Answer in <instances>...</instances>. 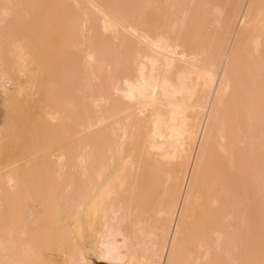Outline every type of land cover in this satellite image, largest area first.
Returning a JSON list of instances; mask_svg holds the SVG:
<instances>
[{
  "label": "bare ground",
  "instance_id": "1",
  "mask_svg": "<svg viewBox=\"0 0 264 264\" xmlns=\"http://www.w3.org/2000/svg\"><path fill=\"white\" fill-rule=\"evenodd\" d=\"M80 1L83 2L82 0ZM88 1L98 10L111 16L110 20L114 21L115 23L118 24L119 27L126 30V32L130 36H128V34H125V32L122 31L123 34H121L120 32L119 37L117 34V37H118V38L116 37L117 40L114 38L116 41L115 45L117 46V50L115 49L116 54H117L118 48L120 50L119 54L116 55L117 61L115 59L116 62H114V64L116 63V65H113L110 62V60H108L109 62L108 63L106 61L108 59L106 56H105L106 58L104 57L105 59L103 58V60H101L102 58L99 59V57L101 56H99V54L96 55L97 53H99L98 51H101V49L99 48L103 47V44H101L102 46H100V43H99V45H96L97 48L91 51V49L95 46V45L93 46L91 45V44H94L93 41L90 44L91 48L89 44L86 43L87 45L85 46H89V47H86V49L90 48L89 49L90 51L88 52L89 54L87 53L88 55L86 53L84 55V56H87L86 57L87 63L85 65L87 66L89 65V63L92 62L93 65L94 63H96L95 67H97L96 65L101 63V66H98V67L100 68L102 67L101 69L100 68L99 69L103 71H105V69L107 68L109 71V69H111V67L113 66L117 67L119 70L118 69L117 70L115 69V70L119 71L121 74H119L120 78H118L117 80L118 83H116L115 87L114 85L111 87V88L114 87L115 91L113 92L119 93L123 100L129 102V104L134 105V107H137V108L138 106L141 108L150 107L153 111L152 125L150 129L146 132L145 141L143 143V146L140 152L141 155H140L139 161L137 160L138 162L137 166H135L133 165V159H134L132 157L133 154L129 150H132L131 143L133 141L131 142V140L135 139L134 136L137 137V135L136 134L134 135L133 132L138 129L137 127L139 126H137V124L140 125L141 122H137V119L133 117L132 115L129 116V114L133 113V112L132 113L130 112L132 111L133 108L127 109V110H119L118 109L119 105L118 107H115L117 106V103L114 104L115 99L114 101H112V98L108 96L109 94L106 95L105 94L106 92H103L104 90L101 91V96L99 97L100 100L97 102L103 103L105 105L104 107H106V109L108 107L109 109L108 111L110 112L108 113L104 109V111L107 112V113H104V111L101 110V113L103 112L104 114H106L105 117L103 116L104 115L103 113H102L103 114L102 117H100L101 114L99 112L100 118L98 117L99 119L96 118L97 120L96 119L94 121L92 120L93 124L89 126L90 124L89 123L88 124L89 128L88 127L84 128V129H88L87 131L82 130L84 133L83 136L87 134L86 135L87 137H85V139L90 138L89 136H91V140H90V143L88 141L89 145L85 146V147L88 146V148L86 149L87 152L84 151L85 158L83 157L84 159H81V160H84L82 167L80 166L81 169L77 170L76 168V170L74 169L72 171L73 169L71 167L72 165H70L72 169L69 166H67L69 161L67 160L68 159L66 155L67 153H64L66 152L64 150H62L63 153L59 150L61 154H59V159H57L58 162L54 163L58 165L57 167L58 171L56 170V172H58L57 176L59 175L58 177L63 176L61 175L62 173H64V175L67 174L65 173L66 169H68L67 167H69V169H71V172H73L72 174L71 173L67 174L69 175V178H70V180L69 178L66 179V181L67 180L70 181V182L68 181L69 186L67 187L64 186L63 188V192L64 190L69 188V190L71 191V192L69 191V194L71 196L74 195L73 197L70 198L71 199L70 202L71 203L73 202V205L75 207L72 206L70 202H68L70 204L69 206L71 208L73 207L72 210L69 207L70 208L69 213L71 214L66 215L64 214V212L66 213V211H64L63 215L65 216L63 218L61 217L58 219L57 217L56 219V216L54 218V216L52 215L53 213L51 214V211L54 210L56 213L58 210L57 209L58 207L57 208L54 207V209L53 207H51L52 206L51 203L54 204L55 202L54 198L53 200L51 199L52 202L49 203L51 206L48 207V204H47V207L45 206L46 200L47 202H50L51 200L48 201L50 198L54 196L55 197L61 196L59 193L57 194L59 196H56V195L50 196L52 194H47V196L44 195L45 196L44 200L42 198L43 195H40L41 198H39L40 196L39 197L36 196L37 198L34 196L35 197L34 198L33 195L35 194L33 193V195H31L32 193H30L29 191L30 188L28 189L29 192L27 194L31 195V199H30V195L29 196L26 195L24 191L22 193V194H25L26 197L28 196L29 199L32 201L31 203H33L36 206V207H33V209L35 208L38 209V207L40 209V207H42V209L44 208V212H46L45 214L49 215L48 212H50V214L53 216L52 218H54V220H52L54 223L51 222L50 220L51 217L48 218L49 220L46 219L47 222L50 221L52 225L50 222L48 223V225L47 223L45 224V228L47 229L49 225H51L50 226L51 228L49 227L50 231H48V232H51L50 233L51 235L49 239L46 240L48 241L47 242L48 249L49 250L54 249L55 247L54 235L55 233H58L61 231L62 232V242H63L62 246L64 247L66 251L65 262H63L64 264H88L85 258V254H84V251H85L84 244L86 240H89L88 243L90 242L92 244V248L93 246L95 247V252L98 255V258L100 259V261L103 263H108V264L109 263L110 264H215L216 260L221 257L222 258L224 257L223 260L226 258L229 259L228 256L230 257L233 256V254L235 253V250L238 249V246L231 245L233 246V248L231 249L229 248L230 246H228L229 245L228 243L229 233H227V230L228 228L230 229V227L228 226L229 224H227L228 223L227 221L229 220L227 219L228 216L226 214H227V208L229 207L226 206L227 207L226 208L225 205H223L224 203L222 202V199H221L223 197H221L222 195L219 192L221 190L222 191L224 190L223 192L224 194L225 192L229 193V191L231 190V189L229 190V187L232 188L234 187V185L232 186L231 184L232 182L229 183L226 180L228 179V176L226 178L223 175L225 174L226 176V174L227 175L230 174L231 177L234 176L233 180L237 179L239 183H237V181L236 182L234 181V182L237 183L238 187H240V190L239 188L238 189L235 188V191L237 189V191L239 190V192H234V188L232 190L235 194H238V195L240 194L241 199H242V196L243 197L246 196L244 197L245 201L247 200L246 199L247 197L251 198L252 196L251 187L253 186L255 187L258 183L260 184L262 180L264 182V178H263L264 176H262L261 172H260L261 178L263 179L261 180L259 176V170L261 169L259 167V164L261 163L262 158L264 160V124L262 121V118L264 117V114H263L264 113V107H263L264 106V0H201V2H196L194 0V4L192 2L193 7L191 5L190 7L192 8L189 7L190 10H188L189 9L188 8L186 13L183 14L184 16L182 18L180 17L178 18L177 16L179 15L173 16L174 14L172 13L173 14L172 18L176 17L177 19L174 18L172 22L171 21L169 22L171 24L170 30L173 32L176 30L179 31V32L176 31L178 34L175 35V38H173L172 36L170 37L168 32H163V31L159 33L156 32L159 22H157V26L155 27L156 22L154 23L155 24L154 25L153 24L154 20L151 21L152 20L151 17L154 16L153 14H155V11L152 9L154 8L153 4H155L154 3L155 0H139L140 4L142 3L141 4L142 8L140 7L142 9V12L140 11V14L142 13V17H143L141 18L142 23L141 22L140 23L142 24L141 26H143L144 22L142 21V19H144L145 21L144 28L147 25V29H145L144 31H143V28L141 31L140 29L141 26L139 25H134L132 27L133 24L128 23L129 25L128 24L126 25V23H124L121 20L122 18L121 16H119V13L117 12L116 9H118L122 5V3L120 4L117 1L116 3L120 4V6L116 5L118 8L114 6V8H112L114 10L113 11V10H110L111 8L110 4H112L111 3L112 1L114 2L116 0H112L109 5L107 4L108 2L106 3L107 5L105 3L102 4L101 2L103 0L102 1L101 0H97V1L88 0ZM98 1L99 2L101 1V2L99 3ZM166 1H167L168 8L173 10V7L175 6L174 5L175 0H165V2ZM66 2L68 3V1H65V3ZM34 3L35 5L37 3L40 5V1H35ZM38 4L36 5V7L35 6L33 7L34 4L32 5V3L30 4V6L32 5L31 7L29 6V4H26L27 5L26 8L28 10L34 9L38 7ZM79 4L82 5V7L80 6L79 8H83L84 3L83 4L79 3ZM19 5L20 7L22 6L21 4ZM113 5L114 4H112L111 6ZM41 6L42 5H40L39 7ZM105 6H109L110 8L108 9V7L106 8ZM167 6H164V7H167ZM86 7H87V4H86ZM76 8L77 6L75 7V10L78 9ZM85 10H87V8H85ZM119 10L120 8L118 9V11ZM88 11L89 10L86 11L87 14H88ZM169 11L170 10H168L167 14L170 13ZM113 12L115 13L113 14ZM125 12H126L125 14L128 15L127 13H129V11L128 12L125 11ZM136 12H134V14ZM151 12H154V13L151 14ZM84 13L85 11L83 12V14ZM90 13L91 11H89V14ZM159 13L160 12L158 11V14ZM89 14L87 15L88 17L90 16ZM120 14H121V10H120ZM165 14L166 12L163 14L165 18H169L167 17L168 15H165ZM178 14H179V11H178ZM78 15L80 14L78 13ZM81 16H76L77 21L79 20V17ZM169 16H171V14ZM91 17L88 18L89 19L88 27H87V23H86V26L83 25L85 29L87 27V30L83 28L84 32L86 31L89 32L88 28L95 26L92 24L91 26L90 23L94 22L95 20L97 23V19H94L95 17L93 16L94 20L91 21L92 19ZM139 17H141V15ZM81 18L83 19V17ZM81 18L79 21H82ZM198 18H200L201 20L199 19L200 20L199 21ZM33 20L34 18L32 19V21ZM158 20L160 19L158 18ZM195 20H197L199 23L197 22L198 23L197 24L196 22H194ZM5 21L6 20L4 19L0 21L1 28L3 25L7 26V23ZM125 21H126V18H125ZM161 21H164V20L161 19ZM1 22H4L5 24H2ZM28 22H30V20ZM46 22L48 23L49 21H46ZM150 22H152L153 25H151ZM32 23L33 22H31V24L30 23L27 24L28 27L29 25L31 26ZM78 24L77 25L80 28V24L82 26L83 21ZM160 25L162 24H159V26ZM6 26H3V28L4 27L5 28L4 29L2 28L3 29L2 31L6 32L7 29H9ZM49 27L51 28L52 25L51 26L49 25L48 28ZM55 27L59 30V28L56 26V23L54 24V28L52 27L51 30H53L54 32H57V29L54 30ZM32 29H33V26L31 30ZM44 29L45 27L43 28V30ZM162 29H163V25H162ZM12 30H13V34L15 35L13 28ZM12 30H11V33H12ZM31 30L29 27V35L28 33H26L27 37L30 36V33L31 35L33 34L34 29L32 31ZM43 30L41 29V32H43ZM159 30L160 28L157 31ZM8 31L7 33L9 34L10 31L9 32ZM15 32H16V35L21 34L16 30ZM1 33L2 32H0V37L2 38L4 34L1 35ZM47 33L45 34L42 33V34L47 36ZM13 34H12V38L13 37L15 38L16 36H14ZM26 34L25 32H23V34L21 35L25 37ZM120 34L122 36H120ZM124 34L128 37H125ZM17 37L18 38L17 39L15 38L16 40H14L15 42L13 41V39H10L13 41L15 46L18 48L16 49L14 46V51H15L14 52L13 49H11L10 46H8L10 48L8 49L9 52L10 50L12 52L11 55H9L10 53L7 52L8 50H6V47H4L6 50L5 52L9 54L5 53L0 48L1 50V53H0V86H5L6 81L8 79L10 82L13 83V86H14L13 91L2 93L5 111L3 113V118H2L3 123L0 125V147L5 142L4 140L7 139V136L9 135L10 130H11V124L9 120L11 113L14 115H20V114L21 116L25 115V117H23L25 119L29 118L27 117L26 113L30 115H34L32 116L34 117V119L38 117L37 116L38 114L41 117L42 115H40V113H43L44 116L46 115L44 118H47V115L48 114L50 115V113H52L51 111L48 110L49 108L47 109L48 105H46L47 107H45L37 103V99L38 100L40 99L39 95L42 96L43 94L39 92L38 93H35V92L36 90L39 91V89H41L42 87H44V89H47L45 91H48V89L52 87L50 89L52 91V89L54 88L53 86L56 85V83L54 84L53 82L55 80L52 81V79L54 78L53 76H55L54 75L55 72H51L52 70L53 71L56 70L55 68L51 69L52 65L54 64L51 63V67H49V64H50L49 62H52L53 60H55L53 59L54 58L53 53L55 49L54 41H52L51 43L53 44V48H54L53 51L51 49V52H53L51 53V55L53 56L51 55L49 56L50 48L48 47L52 46L50 45L49 40H48V43L50 46L46 47L47 51H42L39 49V46L38 48L36 47L37 45L34 46L35 43L32 44V42L31 43L29 42L30 40L34 41L32 39L34 37L32 38L29 37L28 41H24L26 37L23 40L21 38L22 36L19 37L17 35ZM19 38L21 39L19 40ZM51 38L53 37L51 36ZM183 38L184 40L185 38H187V43H182L184 42ZM4 39L5 38L1 39V41H3ZM3 42H6V41H3ZM23 42L24 44L22 46V44L20 43H23ZM45 42L46 40L44 41V43ZM0 44H4V43H0ZM16 44L17 45L20 44V45L17 46ZM45 45H47V43ZM35 47L37 49H35ZM104 48L105 47H103V49ZM86 49L84 48V51H88ZM33 50H36V51H33ZM84 51H80L79 49L78 53L84 52ZM31 52L32 53L37 52V54L35 53L36 57H34L33 56L34 54H31ZM102 52L100 55H102ZM8 55L10 58L8 57ZM50 58L51 60L52 59L53 60L52 61L49 60ZM83 60L85 61V59ZM104 64L106 65L103 66ZM93 65L90 68H94ZM106 66L108 67L105 68ZM103 67L105 69H103ZM115 67H113V69ZM41 74H44V75L47 74V77H51V78L49 80H41L40 79ZM112 84H114V82H112ZM104 86H103V89H104ZM100 87H98V90L100 89ZM51 91L50 93H52ZM102 92L105 95L104 94L102 95ZM109 92L111 91L109 90ZM47 95L46 97L50 96L51 94H49L48 96ZM114 95L116 94L114 93ZM107 96L109 97V99ZM106 104L108 106H106ZM122 118L126 119V120L124 119L126 122L125 124ZM120 119L122 120L123 123L121 122ZM32 122H33V119H32ZM36 122L37 121L35 120V123ZM112 122H116V123L118 122V123L114 124L115 126L114 128L111 127L113 129V130L111 129L112 130L111 134H109V132L107 133V131L105 133H102V131L101 132L99 131V133L98 132L95 133L96 130H101L103 129V127L105 128L106 125H109V123H112ZM121 123L124 124L125 128H128L129 130L131 129L132 134H130L131 132L128 129H127V133L124 132ZM35 125H34V128H35ZM30 126L32 127V125ZM107 127L108 126H106V128ZM103 130L105 131V129ZM88 131H91V132H88ZM128 131L130 132L129 134L131 135V137H133L132 139L129 137L130 138V149L128 148L129 144L126 146L125 144L122 145V143H124L122 142L124 138L121 140L122 138L121 136H123V133L128 134ZM88 133H89V136H88ZM215 134H217L220 137V139H218L217 142L215 141V138L218 136H216ZM254 134H256L259 138L256 135L255 136L257 139L254 138ZM25 137H26V134H25ZM65 137H63L64 139L60 138L61 139L60 142L65 140ZM114 139L115 141L117 140L118 141L115 142ZM111 140L114 141V144H115L114 147H112L114 144H112L111 146V143H112ZM257 140H259L258 143H255L257 142ZM109 141H111V143ZM219 141L221 143L218 144ZM119 142H122V143L120 144ZM255 144L256 145L259 144V145L256 146ZM28 145L31 146L28 148H31L34 150V148H32L33 145H30V144ZM213 145H215L216 147L214 146L215 147L214 148ZM35 147H36L34 150L35 152L30 149H28L29 151H25L24 149L25 153L30 152V151L31 153L33 152V154L29 153L30 155L26 154L27 156H30V157H27L24 160H22L24 162L22 161H21L22 163L15 162L16 160L14 161L12 160L13 161L12 163L9 161L1 165L0 172L4 173L3 171H7V173L5 172V174H2V176H0V182H1L0 192L2 191V194L0 193L1 195L0 201L3 203L6 201L4 204L1 203L0 207L3 206L4 208H6L5 204L8 202V199L6 200V198L7 197L9 198V193H10V198H12V195H15V192L16 194L18 193V195H20V193L22 192L21 190L20 191L18 190V191H15L14 194H12L14 189L17 190L18 187L21 188L20 187L21 185L19 186V183H21L23 179L25 181V178L28 176V173L31 167L34 164V162L33 164L32 162L31 163H28V162H30V160H32L33 157H35L36 155L39 154L40 151H42L40 150L41 146L39 147V145H37ZM110 147H112V149ZM125 147H127L128 151ZM218 147L222 149V150L218 149V151L220 152L216 150L217 153L219 154L222 151V153L220 154L221 157L223 158L221 159L224 161L222 162V164H224V166L227 165L225 168L230 169V171H228L227 169V171H225L226 173L224 174L220 173L221 176L219 175V179L215 176L216 179L213 178L210 181L209 179H211L214 175L212 176V174L210 173L211 170L209 167H207L209 166L208 164L210 163H207V161L212 162L211 158L213 157V160H214L215 157H217L216 151H213V148L217 149ZM22 150L23 148L21 149L19 156L22 155L21 154ZM246 151H248L247 154H246ZM134 152L135 150L133 151V153ZM149 153H154L155 156L157 157L156 159L160 160V161L156 160L157 163H153L155 164L154 166L152 165L154 168V171L159 170V172L157 171L158 174H160V171H161L164 175V178L166 177V179H163L166 181V183H164L165 192L163 193V196H161V200L158 199L159 200L158 202L160 203L159 205L156 206L158 207L155 210L156 214H147V213L154 211L153 209H155L154 207L155 198L154 197L156 196L152 197V195L150 194L153 199L150 198V195L148 194V191L150 190V188H148L149 190H147V188L146 190H143L141 188L138 191L133 190L135 193L134 192L132 193V189H133L132 188L130 190L131 194L128 195V197L124 195L125 193L124 189H126L127 193H129L127 190L128 188L127 186L129 185L131 181L129 179L130 175L132 173L134 174V171L140 173L142 170H145L144 166H146L145 165L146 162L142 163L144 161H141V159L146 160V154H149ZM72 157L70 158L72 159ZM19 158L20 157H18L17 159ZM229 161H231V163ZM74 162L72 161L71 163H74ZM228 163L231 165H228ZM205 165H206V168H209L210 171L205 170ZM217 166L215 167L217 168ZM77 167L79 168V164ZM134 168L137 170H135ZM220 169L223 170V168H220ZM231 170H233L235 173L234 172L231 173ZM262 170L263 169H261V171ZM208 172L211 175H209ZM217 172L218 171L215 172L216 173L215 175H217ZM221 172L223 173V171ZM138 173H135L138 175V177H136L135 175L134 178H136L137 181L140 179L139 181L141 182L142 179H145L143 178L145 176L143 177L139 176ZM212 173H214V171ZM154 174L156 173H153L151 175L152 176L151 178L156 177V176L153 177ZM232 174H236L237 176L232 175ZM140 175L142 174L140 173ZM263 175H264V171H263ZM62 178L65 179L64 177ZM220 179L221 180L224 179L226 183L223 180L222 183L217 184L218 183L217 181H219ZM64 181L65 180H63V182ZM151 181L152 180H150V182ZM205 182L210 183V185L212 182V187H211L212 192L210 191L211 196L209 195L210 197L208 198L209 201L207 205V209H208L207 211L209 214L206 212V213H202V215L200 216L198 215V217L201 218L204 214L205 218L203 216V219L205 221L202 222L197 219L198 218L197 214H195L197 212L196 211L197 205L195 204H197L198 202L197 201L195 203V200H197V197L201 194L198 192L200 188L201 189H204V187L208 188L206 186L209 184ZM253 183H255L256 185H253ZM23 184H22V187H24ZM203 184L205 186H203ZM249 185L251 187L248 188ZM201 186H203V188ZM5 187L9 188V190L7 188L9 193L7 190H4ZM245 187H247L248 190L251 188L249 190L250 192L247 190V192H249L250 194H246L247 192H244ZM241 188L243 190H241ZM21 189L23 190V188ZM141 190L145 192L143 193L141 192ZM66 191H68V189ZM66 191L63 193V194L66 193L65 196L68 195V192ZM259 192H261L260 194L264 197V194H263L264 189L263 190L259 189ZM256 194H259V193H256ZM205 195L207 194L205 193ZM261 195L260 196L258 195V196L261 197ZM48 196L50 198H48ZM46 197L48 199H45ZM62 197H59L58 199ZM201 197L202 196L200 195L198 199H200ZM64 199L62 198V200ZM202 201H201L200 206L203 205ZM262 201L264 202V199H262ZM66 202H67V199H65L64 205L68 204ZM239 203H241V200H239ZM204 205H206L205 202H204ZM57 206H59V204ZM209 206H212V207L214 206V207L209 208ZM197 208L199 209V207ZM203 208H200V209H203ZM211 209H214V210L211 212ZM236 209L237 208H235V210ZM237 210H239V208ZM259 210H257V212H259ZM212 213L217 214V215L213 214V216L219 215L221 217V220L219 219L221 222L218 221V223L220 222L221 224L219 223L220 224L219 226V224L217 225L214 223L215 225H217V229L215 228L216 226L214 227V224H213L212 225L213 230L209 231L212 228L211 227L209 230L207 229L208 230L207 231L205 228L208 225L212 224L213 221H215L213 220L214 219L213 217H212L213 221L211 220ZM14 214L16 213L14 212ZM14 214L12 215L14 216ZM249 214L250 213H248V215ZM256 214L258 213H255V215ZM35 215L32 216V219L35 217ZM48 215L47 216L45 215V216L48 217ZM57 215H58V212H57ZM148 215L155 216V217L151 216L154 218V220L153 218L151 219V221L153 220L152 224H149V222L151 223L149 219L151 217H149ZM41 216H39L38 217L39 219L37 220H40ZM29 217H30L29 219H31V215ZM10 218H11V215H10ZM31 220H29L28 223ZM197 220L202 225L198 223L199 227H197V224H196L195 229H193L192 226L195 224V221ZM32 221L34 222L35 220H32ZM44 223H45V220L42 225H44ZM255 223H257V221ZM27 224H22L24 226L25 231L22 230L23 227L21 226H20L21 229L18 227L17 228L22 230V232H19L18 230L15 231L16 229L15 226L13 227L14 229L10 226L11 227L10 228L11 230H10V229H7L8 227L6 225L5 227H7L6 228L7 230H5L4 228L5 230V231L3 230L4 235L2 234V232L0 233L1 235H3V236H0V264H27L30 260L28 257H26L27 259H25L24 257L25 255L30 256V259L32 260H38V259L40 260L41 253L39 250H42L40 246H42L45 241L40 240L42 242V243L39 242L41 244L38 243V245L40 246H37L36 244H33V245H36L35 247L31 245L30 246L31 248H30L28 246L30 248L29 250H28L27 244L30 245L31 243H33V240L35 241L34 238H36L37 236L38 237L42 236L43 238L45 237L46 239V237L48 236L46 232L47 229H45L44 226L42 227L45 230H42L44 233L42 231H39V232H42L40 233L41 236L40 234L38 235L39 232L36 233L37 232L36 231L34 233L32 230L31 231L33 232L32 233L33 239H32V234L29 231L30 229L26 231L27 229L26 227L28 226V228H31L32 224L30 223L28 225ZM39 224H35V225H37L38 227H41L42 225L39 226ZM58 224H61V225L59 226ZM256 225H259V224H256ZM42 228H39V229H42ZM240 228L241 227H239V229ZM242 228L244 229L246 227L244 226ZM255 230H256V227H255ZM258 230L260 229H257L256 231ZM194 231H197L198 234L196 235L195 234L196 232L194 233ZM243 231L244 232L239 230V233L240 232L244 234L247 233L248 235V232L246 231V229H244ZM19 233L20 235L21 233L23 234L28 233V235L30 234L29 239L26 240L27 241L26 243L24 242L23 244V243L17 242L19 241V239H21V238H18V236H20ZM261 233L260 234L258 233L259 236L261 235ZM26 234L24 235L27 236ZM42 234H45L46 236L45 235L43 236ZM238 238H240V236ZM29 240H32V242H29ZM232 243L233 242H231V244ZM258 245H260V243ZM258 245L256 241V245H253L255 248L248 249V250H252L250 252V255L252 254L253 256L254 254L256 255L253 261L256 259H258L259 261H262L260 260L261 256H259L260 254L258 252L261 249H259ZM21 248H22V251H21ZM36 248L37 249L40 248L38 250L40 254H38V251ZM244 248L245 250L249 248L247 247V243L245 246L242 245V249ZM24 249H25V252L26 250H28L27 251L28 253L26 252L25 255H21V253H25L23 252ZM34 250L37 252L40 258L38 257H37L38 259L35 258L36 252ZM260 253H263V251L262 252L260 251ZM232 259L230 258L229 260H232ZM234 259H236L235 262H239L237 257L236 258L234 257ZM26 260L28 262H25ZM39 260L37 262L39 264L44 262L42 261L40 263ZM31 261L29 263L32 264L35 262L34 264H37L36 261H33V262Z\"/></svg>",
  "mask_w": 264,
  "mask_h": 264
},
{
  "label": "rangeland",
  "instance_id": "2",
  "mask_svg": "<svg viewBox=\"0 0 264 264\" xmlns=\"http://www.w3.org/2000/svg\"><path fill=\"white\" fill-rule=\"evenodd\" d=\"M35 1H40V5H42L41 7H39L40 5L38 4V7L37 8H34V9H27L26 8V4H29V6H30V4L32 3V5H33V7L35 6L36 7V5H35ZM65 1H68V3L66 2L65 3ZM69 1H70V3H69ZM76 1H77V3H76ZM76 1H74V0H0V21L1 20H6L5 22L7 23V26L6 25H3V26H6V27H8L9 29H11L12 30V28L14 29V33H15V35L13 34V30H12V33H11V30H9V29H7V31L9 30L10 31V33L8 34L7 33V31L6 32H4V31H2L4 28H3V26H2V28H1V24H0V32H2L1 33V35L2 34H4L3 35V37L1 38L0 37V43H4V44H6V45H4V44H0V48H1V50L2 51H6V50H8V49H13V51H14V46H15V44L13 43V41L14 40H16L18 37H17V35L19 36V37H21L22 38V40L26 37V39H24V41H28V39H29V37L30 38H32V37H34V38H32L34 41H32V40H30L29 42L31 43L32 42V44L33 43H35L34 44V46L35 45H37L36 47L38 48V46H39V49L40 50H42V51H47V48L46 47H48V46H50V45H52L51 47H48V48H50V53H49V56L51 55V53H53V52H51V49H52V51H53V49H54V53H53V55H51V56H53L54 58L53 59H55V60H51V58L49 59V60H51L52 62H49L50 64H49V67H51V63H53L54 65H52V67H51V69H53V68H55L56 70L55 71H51V72H55L54 73V75L55 76H53L54 78L52 79V81L53 80H55V81H53L54 82V84L56 83V85H54L53 87V89H52V91L50 90V89H48V91H45V90H47V89H44V87H42L41 89H39V91H37L36 90V92L35 93H42L43 95L41 96V95H39V100L37 99V103L39 104V105H42V106H45V107H47L46 105H48V107H47V109L49 110V111H51L52 113H50V115H49V117H48V115H47V118H44L45 116L43 115V113H40V115H42L41 117L39 116V114L36 116L37 118H35L34 119V117H32V116H34V115H30V114H27L26 113V115H27V117H29V118H27V119H25V118H23V117H25V115L24 116H21V114L20 115H14V114H10V118H9V120H10V124H11V130H10V133H9V135L7 136V139H5L4 141V143H3V145L0 147V167H1V165H3V164H5V163H7V162H13L14 160H16L15 162H21L22 160H24L25 158H27V157H30V156H27L26 154H33V152L31 153V151L30 152H27V153H25V151H29L28 149H30V150H33V149H31V148H28V147H31V146H29L28 144H30V145H33L32 146V148H34V150H35V146H37V145H39V147L41 146V149L40 150H42V151H40L39 152V154L38 155H36L35 157H33L32 158V160H30V162H28V163H31L32 162V164H33V162H34V164L32 165V167H31V169H30V171H29V173H28V176L25 178V181H24V179H23V181H21V183H19V186L21 187V188H23V190L21 189V188H17V190H15L14 189V191L12 192V194H14V192L15 191H22L21 193H20V195H18V193L16 194V192H15V195H12V198H10V193H9V188L8 187H5V189L4 190H7V188H8V193H9V198L7 197L6 198V200L8 199V202L6 203L7 204V206H6V204H5V207L6 208H4L3 206H1V207H3V208H1L0 209V233L2 232V234H3V232L5 231V230H7V229H10L11 227L13 228L14 226H15V231H19V232H22V230H24V226L22 225V224H27L28 223V221L29 220H31L32 219V216L33 215H35V219L33 218L32 220H35L34 222L31 220L29 223L30 224H32L31 225V228H28V226L26 227L27 229H26V231H28V229H30L29 231L31 232L32 230H33V232L35 233L36 231V233H38L39 231H42V230H45V229H47V228H45V224L47 223V225H48V223L50 222V221H48L47 222V220H49L48 218L49 217H51V222H53L52 220H54V218H55V216H56V219H57V217H58V219L59 218H63L65 215H63V212L64 211H66V213L64 212V214H71V213H69V211H70V204H72V206H74L73 205V202L71 203L70 202V198L71 197H73V196H71L70 194H69V188H67L68 189V191H66V190H64V192L66 191V192H68V195H66L65 196V194H63L64 192H63V188H64V186L65 187H67V186H69V183H68V181L70 180V178H69V175H67V174H72L73 172H71V169H72V171L75 169L76 170V168H77V170H79V169H81L80 168V166L82 167V164H83V162H84V160H81V159H84L85 157V155H84V151H86L87 152V148H88V146L87 147H85L86 145H89V143H90V140H91V136H89V133H88V136L90 137V138H86L85 139V137H87L86 135H84L83 136V131L82 130H88V129H84V128H89V126H91V124H93L92 123V120L94 121L96 118L97 119H99L100 117H102V115L104 114V113H109L110 111H108L109 109H108V107H107V109H106V107H104L105 105L103 104V103H100V102H97V101H99L100 99H99V97L101 96V91H103V92H106L105 94L106 95H108L110 98H112V101H114V99H115V103L114 104H116L117 103V106H115V107H118V105H119V110H127V109H131V108H133L132 109V111H130L132 114H129V116H133V117H135L136 119H137V122H141L140 123V125H138L137 124V126H139V127H137L136 129V131H134L133 132V134L135 135H137V137H135L134 136V140L132 139L133 137H131V135L130 134H132V132H131V129L129 130L128 128H125L124 127V124L126 123L125 122V118L127 117L126 115V117L125 118H122V120H123V122H124V124H122L123 122H122V120H121V124H122V127H123V131L124 132H126L127 133V129L131 132H129L128 131V134H126V133H123V136H121L122 138H121V140L124 138V140L122 141V142H124V143H122V142H119L120 144L122 143V145L123 144H125V146L126 145H128L127 147L130 149V138L132 139L131 140V148H132V150L134 151L135 150V152L133 153V151L132 150H129L130 152H132V157L134 158H132L133 159V165H135V166H137V160L139 161V158H140V155H141V148H142V146H143V143H144V141H145V136H146V132L150 129V127H151V125H152V116H153V111H152V109L150 108V107H146V108H141V107H139L138 106V108L137 107H134V105H132V104H129V102H127V101H125V100H123L122 98H121V96H120V94L119 93H116V92H113V91H115L114 90V87H115V85H116V83H118L117 82V80H118V78H120V76H119V74H121L119 71H116L118 68L117 67H115V66H113V65H116V63L114 64V62H116L117 61V56L116 55H118L119 54V52H120V50H119V48H118V51H117V54H116V51H115V49L117 50V46L115 45L116 44V41H115V39L117 40V38L119 37V33L121 32V34H123L122 33V31L123 32H125V34H128L127 32H126V30H124L123 28H121V27H119L118 26V24L117 23H115L114 21H112V20H110L111 19V16H109L108 14H106V13H104V12H102V11H100V10H98L97 8H95L88 0H82L83 2H81L80 0H76ZM78 1H79V3H81V4H83V8H79L80 6L82 7V5H80L79 3H78ZM87 1V2H86ZM97 1V0H96ZM102 1V0H101ZM100 1V2H101ZM106 1V2H105ZM103 0L101 3L103 4V3H107L108 5L110 4V2L112 1V0ZM118 1V3H122V5L120 6V4H118V3H116ZM121 0H116V1H112L111 3L112 4H114L113 6H111L112 4H110V7L109 6H105L106 8L108 7V9L110 8V10H113L112 8H114V6H116V5H119L120 7V10H121V14H120V10L118 11V9H116L117 10V12L119 13V16H121V20L124 22V23H126V25L129 23V24H133L132 25V27L134 26V25H139V26H141L142 24V22H141V18H143L142 17V13L140 14V11L142 12V3L140 4V1L139 0H122L121 2H120ZM124 1V2H123ZM164 1V2H163ZM177 1V2H176ZM196 2H201V0H195ZM99 2V1H98ZM99 2V3H100ZM157 2V3H156ZM175 3H174V7H175V9H174V7H173V10L172 9H169L168 8V6H167V1L165 2V0H160V1H156L155 0V4H153L154 5V8H152L154 11H155V14H153L154 16H152L151 17V21H153V24L155 25V27L157 26V22H159V24H162L163 25V29H162V25H160L159 26V24H158V27H157V29H156V32H168L169 33V35H170V37L172 36L173 38H175V35H177L178 33L176 32V31H178V30H176V31H171L170 30V21L172 22L173 20H174V18H176V17H173L172 18V15L173 16H175V15H179V16H177L178 18L180 17V18H182L184 15L183 14H185L186 13V11H187V9L192 5V2H193V4H194V0H175L174 1ZM75 5H74V4ZM126 3V4H125ZM164 3H166V4H164ZM19 4H21L22 6L20 7V5ZM68 4V5H67ZM72 4V5H71ZM86 4H87V7H86ZM104 4V5H105ZM106 4V5H107ZM163 4H164V6H167V7H164L163 6ZM31 5V6H32ZM90 7H89V6ZM103 5V6H104ZM131 5V6H130ZM140 5V6H139ZM153 5H152V7H153ZM177 5V6H176ZM19 6V7H18ZM30 6V7H31ZM77 6V8L79 9H77V10H75V7ZM125 6H126V8H125ZM156 6V7H155ZM163 6V7H162ZM179 6V7H178ZM29 7V8H30ZM92 7V8H91ZM124 7V8H123ZM129 7V8H128ZM141 7V8H140ZM192 7H193V5H192ZM192 7H190V8H192ZM85 8H87V10H89V11H91V13L89 14V11H88V14L90 15L89 17L87 16L88 14H87V10H85ZM90 8V9H89ZM130 9V10H128V9ZM190 8L188 9V10H190ZM83 9V10H82ZM98 11H100V12H98ZM170 10L169 12V14H167L168 13V10ZM177 9V10H176ZM139 10V11H138ZM164 10V11H163ZM176 10V11H175ZM85 11V16H84V14H83V12ZM114 11V10H113ZM125 11H129V13H127L128 15H126L125 13ZM130 11H131V13H130ZM133 11V12H132ZM137 11V12H136ZM158 11L160 12L159 14H158ZM175 11V12H174ZM178 11H179V14H178ZM82 14H81V13ZM110 12V11H109ZM112 12V11H111ZM116 12V13H117ZM124 12V13H123ZM134 12H136L135 14H134ZM166 12V14L165 15H168L167 17H169V18H165V16L163 15L164 13ZM78 13L80 14V15H78ZM115 12H113V14H114ZM152 13H154V12H151V14ZM163 13V14H162ZM173 13V14H172ZM176 13V14H175ZM77 14V15H76ZM104 14H106V15H104ZM124 14H125V16H124ZM131 14V15H130ZM171 14V16H169ZM82 15V16H81ZM141 15V17H139V16ZM76 16H81V17H83V19L81 18V17H79V20H80V18L82 19V21H83V24H82V26H81V24H80V28H79V24L78 23H80V22H82V21H77V17ZM92 16V17H91ZM95 18H94V17ZM109 18H108V17ZM136 16V17H135ZM138 16V17H137ZM161 16H162V18H161ZM87 18V19H85V18ZM92 18L91 19V21L92 20H94V19H97V23H96V20L94 21V22H92V23H90V25L92 24V25H95V26H92V27H89L88 29H89V32H84V29H85V27L84 26H86V23H87V27H88V23H89V19L88 18ZM34 18V20L32 21V19ZM94 18V19H93ZM125 18H126V21H125ZM128 18V19H127ZM139 18H140V20H139ZM145 18V17H144ZM155 18H157V19H155ZM158 18L160 19V20H158ZM170 18H171V20H170ZM161 19L162 20H164V21H161ZM177 19V18H176ZM200 18H198V20H199ZM30 20V22H28ZM86 20V21H85ZM169 20V21H168ZM180 20V19H179ZM201 20V19H200ZM199 20V21H200ZM46 21H49L48 23L46 22ZM76 21H77V23H76ZM90 21V22H91ZM142 21L145 23V21H144V19H142ZM28 22V23H27ZM31 22H33L34 24L35 23H37V24H33L32 23V25L30 26L29 25V27H30V30H31V28H32V26H33V29H34V32H33V34L31 35V33H30V36L29 37H27V34L26 33H28V35H29V27H28V25L27 24H31ZM136 24H135V23ZM141 22V23H140ZM194 22H198L197 20H195ZM2 24H5L4 22H1ZM56 23V26L59 28V30L55 27V29L54 30H56L57 29V32H54L53 30H51V28L53 27L54 28V24ZM144 23H143V26H141L140 27V29H141V31H142V28H143V31L145 30V29H147V25L145 26V28H144ZM151 23V25H153L152 24V22H150ZM199 23V22H198ZM197 23V24H198ZM9 24V25H8ZM46 24V25H45ZM78 24V25H77ZM97 24V25H96ZM128 24V25H129ZM45 25V26H44ZM51 26L52 25V27L50 28H48V26ZM84 25V26H83ZM35 26V27H34ZM118 26V27H117ZM10 27H12V28H10ZM28 27V28H27ZM45 27V29L43 30V28ZM82 27V28H81ZM87 27H86V29L85 30H87ZM129 27V26H128ZM138 27V26H137ZM136 27V28H137ZM165 27V28H164ZM84 28V29H83ZM117 28H118V30H117ZM160 28V30L159 31H157L158 29ZM28 31H27V30ZM32 29V30H33ZM41 29L43 30V32H41ZM49 29V30H48ZM149 29V28H148ZM15 30L16 31H18L19 33H21V34H23V32H25V37L23 36V35H19V34H17L16 35V32H15ZM31 30V31H32ZM46 30V31H45ZM116 30H117V32H116ZM121 30V31H120ZM139 30V29H138ZM8 31V32H9ZM47 31H48V33H47ZM53 31V32H52ZM59 31V32H58ZM140 31V30H139ZM187 31V30H186ZM4 32V33H3ZM17 32V33H18ZM51 32V33H50ZM179 32V31H178ZM6 33V34H5ZM42 33H47V36L46 35H43ZM11 34V35H10ZM12 34L14 35V36H16L15 38L13 37L12 38ZM42 34V35H41ZM49 34V35H48ZM51 34V35H50ZM116 34V35H115ZM117 34H118V37H117ZM120 34V36H122ZM124 34V35H125ZM34 35V36H33ZM54 35V36H53ZM56 35H58V36H56ZM115 35V36H114ZM51 36L53 37V38H51ZM128 36H130L129 34H128ZM128 36H126L125 35V37H128ZM9 37V38H8ZM112 37H113V39H112ZM117 37V38H116ZM3 38H5L3 41H6V42H3V41H1V39H3ZM6 38H8V39H6ZM21 38H19V40L21 39ZM41 38V39H40ZM43 38V39H42ZM115 38V39H114ZM10 39H13V41L12 40H10ZM52 39H54V40H52ZM10 42H9V41ZM46 40V42L44 43V41ZM48 40H49V43H50V45H49V43H48ZM108 40H109V42H108ZM129 40H131V39H129ZM186 40V41H185ZM185 40H184V38H183V41L184 42H182V43H187V38H185ZM7 41H8V43H7ZM52 41H54V48H53V44H51L52 43ZM92 41H93V43L94 44H91L92 43ZM95 41H97V42H95ZM107 41V42H106ZM15 42V41H14ZM42 42V43H41ZM113 42V43H112ZM10 43V44H9ZM47 43V45H45ZM89 44V46H90V48H91V45L93 46V45H99V43H100V46H102L101 44H103V47H105L104 49H103V47H101V48H99V49H101V51H98L99 53H97L96 55H98L99 54V56H101V57H99V59H101V60H103V58L106 56L108 59L106 60L107 62H108V60H110V62L113 64V65H111V66H113V67H115L114 69H113V67H111V69H109V71H108V66H106L105 68H107V69H105L104 67H103V69H105V71H103V70H100L101 68L100 67H98V66H101V63L100 64H97L96 66L98 67V69H97V67H95V64L96 63H94V65L92 64V62L91 63H89V65H85L87 62V56H84L85 55V53L87 54L90 50V48H87L86 49V47H89V46H85V45H87V44ZM95 43H97V44H95ZM110 43V44H109ZM9 44V45H8ZM20 44H22V46H23V44H24V42L23 43H20ZM20 44H18V45H20ZM43 45V46H41V45ZM56 44V45H55ZM91 44V45H90ZM1 45H3V46H1ZM13 45V46H12ZM17 45V44H16ZM17 45V46H18ZM44 45H45V47H44ZM81 45H83V46H81ZM8 46H10V48L8 47ZM33 46V47H34ZM93 47L92 49H91V51L92 50H95V48H97V46L96 47ZM4 47H6V50H5V48ZM19 47H21V46H19ZM35 47V49H37ZM42 49H41V48ZM99 47V46H98ZM15 48L16 49H18L16 46H15ZM44 48V49H43ZM84 48L86 49V50H88V51H84ZM34 49V48H33ZM79 49H80V51H84V52H79L78 53V51H79ZM81 49H83V50H81ZM1 50H0V53H1ZM98 50V49H97ZM107 50V51H106ZM33 51H36V50H33ZM102 51H104V52H102ZM3 52V53H4ZM7 52H9V50L7 51ZM7 52H5V53H7ZM15 52V51H14ZM14 52H13V54H14ZM19 52V51H18ZM96 52V51H95ZM101 52H102V55H100L101 54ZM4 53V54H5ZM10 53V54H9ZM9 53H7V54H9V55H11V50H10V52ZM35 53L37 54V52H31V54H34L33 56L34 57H36V55H35ZM81 53V54H80ZM106 53V54H105ZM115 53V54H114ZM89 54V53H88ZM87 54V55H88ZM107 54H108V56H107ZM114 54V55H113ZM9 55H8V57H9ZM104 55V56H103ZM33 56H31V57H33ZM110 56V57H109ZM116 56V57H115ZM97 57V56H96ZM105 57V58H106ZM113 57H114V59H113ZM10 58V57H9ZM104 58V59H105ZM110 58V59H109ZM7 59V58H6ZM83 59H85V61L83 60ZM115 59H116V61H115ZM10 60V59H9ZM8 60V61H9ZM98 60V59H97ZM2 61V60H1ZM99 61V60H98ZM105 61V60H104ZM103 61V62H104ZM109 63V62H108ZM83 64V65H82ZM91 64V65H90ZM103 64V63H102ZM107 64V63H106ZM106 64H104L103 66H105ZM94 66V68H90L91 66ZM53 66H55V67H53ZM89 66V67H88ZM88 67V68H87ZM100 68V69H99ZM50 69V68H49ZM87 69V70H86ZM116 69V70H115ZM115 70V71H114ZM119 70V69H118ZM113 72H114V74H113ZM49 75V74H48ZM47 77V74L46 75H44V74H41L40 75V79L41 80H49L51 77ZM50 76V75H49ZM119 76V77H118ZM7 80V79H6ZM116 80V81H115ZM70 81V82H69ZM108 81V82H107ZM8 82V83H7ZM110 82V83H109ZM112 82H114V84H112ZM106 83V84H105ZM109 83V84H108ZM72 84V85H71ZM100 85H101V87H100ZM105 85V86H104ZM114 85V87L113 88H111L112 86ZM103 86H104V89H103ZM14 86H13V83L12 82H10L9 81V79L6 81V84H5V86H0V125L3 123V113H4V111H5V107H4V101H3V94L2 93H5V92H10V91H13L14 90V88H13ZM97 87V88H96ZM98 87H100V91L98 90ZM106 87V88H105ZM40 88V87H39ZM109 88V89H108ZM111 88V89H110ZM109 90L112 92H109ZM50 91L52 92V93H50ZM108 91V92H107ZM102 92V95L104 94ZM51 94L50 96H48L49 94ZM114 93L116 94V95H114ZM48 94V95H47ZM104 94V95H105ZM45 95V96H44ZM46 95L48 96V97H46ZM113 95V96H112ZM107 96V97H108ZM112 96V97H111ZM115 96V97H114ZM109 97H108V99H109ZM114 97V98H113ZM98 99V100H97ZM117 99V100H116ZM111 100V99H110ZM100 103V104H99ZM69 104V105H68ZM106 106H108L107 104H106ZM264 107V106H263ZM84 108V109H83ZM104 109L107 111H104ZM72 110V111H71ZM75 110V111H74ZM101 110H103L104 111V113L102 114L101 113ZM117 110V109H116ZM118 110V111H119ZM84 111H86V112H84ZM68 112H69V114H68ZM73 112V113H72ZM99 112H100V114H99ZM25 113V112H24ZM67 113V114H66ZM75 114V115H74ZM264 114V113H263ZM67 115V116H66ZM73 115V116H72ZM86 115H88V116H86ZM99 115H100V117H99ZM105 115L106 114H104L103 116L105 117ZM97 116V117H96ZM128 116V117H129ZM32 117V118H31ZM40 117V118H39ZM69 117V118H68ZM71 117V118H70ZM73 117V118H72ZM99 117V118H98ZM43 118V119H42ZM67 118H68V120H67ZM264 118V117H263ZM262 118V121H263V124H264V119ZM32 119H33V122L35 123V120L37 121L35 124L32 122ZM96 119V120H97ZM103 119V118H102ZM125 119V120H124ZM70 120V121H69ZM71 120H72V122H71ZM29 121V122H28ZM32 123H31V122ZM41 121V122H40ZM91 121V122H90ZM39 122V123H38ZM99 122V121H98ZM120 122V121H119ZM38 123V124H37ZM90 123V124H89ZM95 123V122H94ZM97 123V122H96ZM116 122H112V123H109V125H106V126H108L107 128H106V126H105V128L103 127V129H105V131L103 130V129H101V130H96V132L95 133H99V131L101 132L102 131V133H105L106 131H107V133L109 132V134H111V132H112V128H114L115 126H114V124H115ZM118 123V122H117ZM116 123V124H117ZM88 124H89V126H88ZM30 125H32V127L30 126ZM34 125H35V128H34ZM95 125V124H94ZM28 127V128H27ZM83 127V128H82ZM112 127V128H111ZM91 128V127H90ZM125 128V129H124ZM107 129V130H106ZM112 129V130H111ZM27 130V131H26ZM110 130V131H109ZM26 131V132H25ZM31 131V132H30ZM82 131V132H81ZM92 131H93V129H92ZM34 132V133H33ZM88 132H91V131H88ZM94 133V132H93ZM130 133V134H129ZM25 134H26V137H25ZM33 134V135H32ZM92 134V133H91ZM130 135V136H129ZM216 136H218L217 134H215ZM256 134H254V138H256V136H255ZM66 136V137H65ZM215 136V137H216ZM63 137H65V140H63L64 138ZM130 137V138H129ZM258 137V136H257ZM60 138H63L62 140V142H60ZM259 138V137H258ZM84 141H83V140ZM89 139V140H88ZM218 139H220V137L218 136V137H216L215 138V141L217 142V140ZM257 139V138H256ZM256 139H254V140H256ZM87 140V141H86ZM120 140V139H119ZM260 140V139H259ZM259 140H257V142H255V143H258V141ZM81 141H83V142H81ZM88 141H89V143H88ZM111 141H112V143H111ZM111 141H109L110 143H111V146H112V144H114V141H115V139H114V141L113 140H111ZM118 141V140H117ZM117 141H115V142H117ZM60 142V143H59ZM81 144H80V143ZM129 142V143H128ZM86 143H88V144H86ZM219 143H221L220 141L218 142V144ZM27 144V145H26ZM80 144V145H79ZM85 144V145H84ZM216 144V143H215ZM259 144H260V142H259ZM259 144H255L256 146H258ZM35 145V146H34ZM115 146V144L112 146V147H114ZM215 145H213V147H214ZM66 147V148H65ZM80 147V148H79ZM83 147H85V148H83ZM108 147H109V145H108ZM112 147H110L111 149H112ZM127 147H125L126 149H127ZM216 147V146H215ZM214 147V148H215ZM23 148V150H22V152H21V156H19V154H20V151H21V149ZM83 148V149H82ZM109 148V149H110ZM213 148V151H218V149H221V148H217V149H214ZM24 149H25V151H24ZM68 149H70V150H68ZM110 149V150H111ZM33 150V151H34ZM63 153V151L62 150H64V151H66V152H64V153H67L66 155H67V157H68V164H67V166H69L70 167V165H72L70 168L71 169H69V167H67L68 169H66V171H65V173H67L66 175H64V173H62L61 175H63V176H61V177H58L57 176V173L58 172H56V170L58 171V169H57V167H58V165H56V164H54V163H57L58 162V160L57 159H59V154H61V152ZM83 150V151H82ZM222 150V149H221ZM80 151H82V152H80ZM127 151H128V149H127ZM217 151H216V156L217 157H215V161L213 160V157L211 158L212 159V162L210 161V162H208L207 161V163H210V164H208L209 166H207V167H209L210 168V170H209V168H206V165H205V170L206 171H210V173L212 174V178L211 179H209L210 181L214 178V179H216L215 178V176L219 179V175L221 176V174H224V173H226L225 171H227V169L228 168H225L226 166H224V164H222V162H224L222 159V157H221V153H222V151H221V153L219 154V153H217ZM35 152V151H34ZM59 152V153H58ZM218 152H220V151H218ZM4 153V154H3ZM24 153V154H23ZM68 153H69V155H68ZM71 153V154H70ZM75 153V154H74ZM82 154V156H81V154ZM248 153V151H246V154ZM29 154V155H30ZM218 154V155H217ZM58 155V156H57ZM65 155V156H66ZM74 155H75V157L77 158H75L74 157ZM73 156V157H72ZM213 156V155H212ZM219 156H220V158H219ZM18 157H20L19 159H17ZM57 157V158H56ZM70 157H72V159L70 158ZM80 157H82V158H80ZM84 157V158H83ZM145 158V157H144ZM157 157L155 156V154L154 153H149V154H146V160L144 159V160H142L141 159V161H144V162H142V163H145V165L146 166H144V168H145V170H142L143 171V173H144V175H143V173H142V171L140 172L142 175H140V173H138V172H136V171H134V174L132 173H130L129 175H130V183H129V185L127 186L128 188H130V189H128L127 188V190H128V192L129 193H127V191H126V189H124L125 190V193H127V194H125L124 193V195L126 196V197H128V195H130L131 194V192H130V190L132 189V193L134 192L133 190H136V191H138V190H140V188L141 189H143V190H146V188H147V190H149L148 188H150V190L148 191V194L150 195H152V197H154V196H156V197H154L155 198V204H154V207H155V209H153L154 211H152V212H150V213H147V214H156V209L158 208V207H156L157 205H159V203L160 202H158L159 200L158 199H160L161 200V196H163V193L165 192V190H164V187H165V184L164 183H166V181L165 180H163V179H166V177L164 178V175H163V173L160 171V174H158V172H159V170H157V171H154V168H153V166L155 165V164H153V163H157L156 162V160L157 161H160V160H158V159H156ZM222 158V159H221ZM70 159V160H69ZM77 161H79V162H77ZM220 160V161H218V160ZM13 160V161H12ZM225 160V159H224ZM55 161V162H54ZM74 162V163H71V162ZM135 161V162H134ZM219 162V164H218V162ZM226 161V160H225ZM22 162H24V161H22ZM21 162V163H22ZM214 162V163H213ZM227 162V161H226ZM225 162V163H226ZM230 163H231V161H229ZM252 162V161H251ZM27 163V164H28ZM77 163V164H76ZM223 165H221V164ZM262 163V164H261ZM261 163L259 164V167L261 168V169H263L262 171H261V169L259 170V176H260V179L262 180L263 178H261V174H262V176H264L263 175V171H264V160H263V158H262V160H261ZM76 164V165H75ZM78 164H79V168L77 167L78 166ZM81 164V165H80ZM56 165V166H55ZM153 165V166H152ZM218 165V166H217ZM228 165H231V164H229L228 163ZM262 165H263V167H262ZM74 166V167H73ZM134 166V167H135ZM215 166H217V168L215 167ZM55 167H56V169H55ZM143 167V166H142ZM215 167V168H214ZM223 168V170H221L220 168ZM229 167V166H228ZM214 168V169H213ZM225 168V169H224ZM135 169V168H134ZM218 169H220L221 171H223V173L220 171V170H218ZM135 170H137V169H135ZM68 171H70V172H68ZM138 171H140V170H138ZM145 171V172H144ZM214 171V173H212ZM216 171H218L217 172V175H215L216 173ZM228 171H230V169H228ZM4 173H2V172H0V176H2V174H5V172L7 173V171H3ZM133 172V171H132ZM234 171L233 170H231V173H233ZM260 172H261V174H260ZM135 173H138L139 174V176H145V177H143V178H145V179H142L141 180V182L138 180H136V178H134L135 177V175H136V177H138V175L137 174H135ZM153 173H156V174H154L153 175V177L154 176H158L157 178L156 177H154V178H151L152 176V174ZM207 173V172H206ZM205 173V174H206ZM209 173V172H208ZM209 173V175H211ZM221 173V174H220ZM227 173H229V172H227ZM235 173V172H234ZM247 173V172H246ZM237 174V173H236ZM236 174H232V175H236ZM147 175V176H146ZM66 176V177H65ZM200 176V175H199ZM204 176V175H203ZM224 177H226L227 178V176H228V179H226L229 183L230 182H232L231 184H232V186L234 185V187H232L231 185V187L232 188H230L229 187V193H227V192H225V194L223 193L224 192V190L222 191H220L219 193H221V197H223L224 198V200H225V202H224V200H223V198H221L222 199V202L224 203L223 205H225V207L227 206V207H229V208H227V219L229 220V221H227L226 223L227 224H229L228 226L230 227V229L228 228V230H227V233H229L228 234V238H229V240H228V243H229V245L228 246H230L229 248L231 249V248H233V246H231V245H237L238 246V249L237 250H235V253L233 254V256L236 258H238V260H239V262H235V260L236 259H234V257L233 256H228L229 257V259L231 258H233L232 260H229V259H227L226 257V259H224L223 260V258L221 257V258H219V259H217L216 260V262L218 263V264H230L231 262V264H264V202L262 201V199H264V197L260 194L261 192H263V191H261V192H259V189L260 190H263L264 189V182H263V180L260 182V184L258 183L257 185L255 184V183H253V185H256L255 187L253 186V187H251L250 185L248 186V188L249 187H251L250 189H251V191L253 192H251V195H249V196H251V198H249V197H247L246 199V201L244 200V197H246V196H242V199H243V201H242V199H241V196H240V194L238 195V194H235L234 192H239V190H240V187H238V185H237V183H239L238 181H237V179H235V180H233V177L234 176H230V174H226V176H225V174L223 175ZM229 176H230V178H229ZM237 176V175H236ZM236 176H235V178H236ZM62 177H64L65 179H63ZM161 177V178H160ZM180 177H181V175H180ZM201 177H202V175H201ZM200 177V178H201ZM67 178H69V180H67L66 181V179ZM156 178V179H155ZM159 178V179H158ZM220 178H222V177H220ZM138 179V178H137ZM181 179V178H180ZM207 179V180H208ZM233 181H232V180ZM61 180V181H60ZM63 180H65L64 182H63ZM134 180H136V181H134ZM150 180H152L151 182H150ZM221 180V179H220ZM219 180V181H220ZM224 180V179H223ZM223 180H221L220 182L219 181H217L218 183L217 184H219V183H222V181ZM231 180V181H230ZM239 180V179H238ZM180 181V180H179ZM237 181V183H235V182ZM70 182V181H69ZM150 182V183H149ZM209 182V181H208ZM224 182H225V180H224ZM224 182H223V184H224ZM227 182V183H228ZM24 183V184H23ZM205 183H207V182H205ZM204 183V184H205ZM226 183V182H225ZM228 183V184H229ZM235 183V184H234ZM0 184H1V182H0ZM22 184H23V186L24 187H22ZM152 184V185H151ZM203 184V186H205ZM207 184H209L210 185V183H207ZM131 185V186H130ZM149 187H148V186ZM209 185H207L206 187H208V188H205L204 187V189H201L200 188V190L198 191L199 193H201L200 195L202 196L200 199H198L199 197H200V195L197 197V200H195V203L197 202V204H195V205H197L196 206V213L195 214H197V217H198V215L200 216V215H202V213H208V209H207V205H208V201H209V197L211 196V192H212V189H211V187H212V182H211V185L209 186ZM227 185V184H226ZM237 185V186H236ZM130 186V187H129ZM151 186V187H150ZM203 186H201L202 188H203ZM223 186V185H222ZM224 186H225V184H224ZM223 186V187H224ZM260 186V187H259ZM145 187V188H144ZM30 188V189H29ZM139 188V189H138ZM152 188V189H151ZM234 188V192H233V189ZM235 188H239V190L237 191V189H236V191H235ZM247 187H245V190H244V192H247V190H248V188L246 189ZM257 190H256V189ZM0 189H1V187H0ZM28 189H29V191H30V193H32L31 195H33V193L35 194V195H33V197L35 196H40V195H43L42 196V198H43V200H44V197L45 196H47V194H52V195H50V196H54V195H56V196H59V195H57L58 193L61 195V196H59V197H62V195H63V199L65 198V199H67V202L66 203H68V202H70V204L68 203V204H66V205H64L65 204V199L64 200H62V198H60V199H58L59 197H52V198H50L49 196H48V198H50L48 201H50L51 199L53 200V198H54V200H55V202H54V204H52L51 202H52V200L50 201V202H47V200H46V202H45V206L47 207V204H48V207L49 206H51V207H53V209H54V207H58L57 209V212H58V215H57V212L55 213V211L53 212V211H51V214L54 216V218H52L53 216L50 214V212H48L49 213V215L48 214H45L46 212H44V208L42 209V207H40V209H39V207H38V209H33V207H36L33 203H31L32 201L30 200L31 199V195H30V199H29V195L27 194L29 191H28ZM206 189V190H205ZM249 189V190H250ZM256 191H255V190ZM153 190V191H152ZM203 190V191H202ZM205 190V191H204ZM241 190H243L242 188H241ZM248 190V191H249ZM23 191L25 192V194L26 195H28L27 197L25 196V194H22L23 193ZM150 191H151V193H150ZM211 191V192H210ZM71 192V191H70ZM140 192V191H139ZM141 192H145V191H142L141 190ZM147 192V191H146ZM232 192V193H231ZM250 192V191H249ZM249 192H247L246 194H250ZM1 194H2V191L0 192ZM54 193V194H53ZM56 193V194H55ZM62 193V194H61ZM135 193V192H134ZM205 193L207 194V195H205ZM233 193H234V195H233ZM256 193H259V194H256ZM5 194V193H4ZM38 194V195H37ZM154 194V195H153ZM155 194H157V195H155ZM231 194V195H230ZM245 194V195H246ZM256 194V195H255ZM264 194V193H263ZM7 195V194H6ZM18 195V196H17ZM45 195V196H44ZM151 195H150V198H152L151 197ZM204 195V196H203ZM210 195V196H209ZM236 195V196H235ZM261 195V197H259V196ZM1 196V195H0ZM8 196V195H7ZM27 199H26V198ZM34 197V198H35ZM66 197H68L69 198V200H68V198H66ZM149 197V196H148ZM207 197V198H206ZM263 197V198H262ZM2 198V197H1ZM37 198V197H36ZM39 198H41V196L39 197ZM47 197L45 198V199H48ZM157 198V199H156ZM204 198V199H203ZM205 198H206V200H205ZM256 198H257V200H256ZM261 198V199H260ZM153 199V198H152ZM235 199V200H234ZM241 200V203H239V200ZM30 202H28V201ZM60 202H62V203H60ZM62 200V201H61ZM157 200V201H156ZM206 203V205H204V202ZM256 200V201H255ZM4 201V200H3ZM57 201V202H56ZM201 201H202V203H203V205L202 206H200L201 205ZM207 201V202H206ZM259 201H261V202H259ZM6 202V201H5ZM4 202V203H5ZM237 202V203H236ZM243 202H245V203H243ZM1 203L2 204H4L3 202H1L0 201V205H1ZM29 203V204H28ZM49 203H51V205L49 204ZM56 203V204H55ZM200 203V204H199ZM248 203V204H247ZM258 203H260V204H262V205H260V204H258ZM33 204V205H32ZM59 204V206H57ZM68 205V206H67ZM242 205V206H241ZM44 206V207H45ZM205 206V207H204ZM237 206H239V207H237ZM241 206V207H240ZM246 206H247V208H246ZM70 207V208H69ZM75 207V206H74ZM195 207V206H194ZM197 207H199V209L197 208ZM204 207V208H203ZM212 206H209V208H211ZM214 207V206H213ZM212 207V208H213ZM249 207V208H248ZM22 208V209H21ZM73 208V207H72ZM72 208H71V210H72ZM200 208H203V209H205V210H203V209H200ZM215 208H216V206H215ZM235 208H239V210H235ZM251 208V209H250ZM255 208V209H254ZM3 209V210H2ZM29 209H31V210H29ZM51 209V208H50ZM259 210V209H261V210H259V212H257V210ZM56 210V209H55ZM201 210V211H200ZM214 209H211V212L213 211ZM251 210H252V212H251ZM68 211V212H67ZM203 211H205V212H203ZM248 211V212H247ZM255 211V212H254ZM14 212L16 213V214H14ZM19 212V213H18ZM199 212V213H198ZM201 212V213H200ZM2 213V214H1ZM248 213H250L249 215H248ZM255 213H258V214H256L255 215ZM260 213V214H259ZM7 214V215H6ZM12 214H14V216L12 215ZM21 214V215H20ZM33 214V215H32ZM40 214V215H39ZM43 214V215H42ZM61 214H62V216H61ZM209 214V213H208ZM213 214H216V213H212L211 215V220L213 219V220H217L216 222L215 221H213V223H212V221H211V223L212 224H210V225H208L205 229L207 230H209L211 227H212V225L215 223V224H219L221 221V217L219 218L218 216H216V215H214L213 216ZM219 214V213H218ZM229 214V215H228ZM245 214V215H244ZM10 215H11V218H10ZM31 215V219H29L30 217L29 216ZM42 215V216H41ZM48 215V217H46V216ZM239 215H240V217H239ZM247 215V216H246ZM258 215V216H257ZM260 215V216H259ZM39 216H41L40 218V220H37V219H39L38 217ZM149 217H151V216H154V215H148ZM203 216H204V214H203ZM203 216L200 218V217H198L197 219L198 220H200V221H202V222H204L205 220L203 219ZM246 216V217H245ZM250 216V217H249ZM19 217H20V219H19ZM22 217V218H21ZM155 217V216H154ZM213 217V218H212ZM245 217V218H244ZM249 217V218H248ZM254 217V218H253ZM255 217H257V218H255ZM148 218V217H147ZM153 217H151V218H149L150 219V221H151V219H152ZM204 218H205V216H204ZM9 219V220H8ZM22 219V220H21ZM27 219V220H26ZM47 219V220H46ZM148 219V220H149ZM220 219V220H219ZM237 219V220H236ZM257 219V220H256ZM14 220V221H13ZM17 222H16V221ZM25 222H24V221ZM44 220H45V223H44V225H42L43 224V222H44ZM62 220V219H61ZM153 220H154V218H153ZM152 220V221H153ZM198 220L197 221H195V224L192 226V228L193 229H195V226H196V224H197V227H199V225H198V223L200 224V225H202L200 222H198ZM237 222H236V221ZM240 220V221H239ZM243 220V221H242ZM249 220V221H248ZM12 221V222H11ZM39 221V222H38ZM43 221V222H42ZM152 221H151V223L149 222V224H152ZM218 221H220L219 223H218ZM239 221V222H238ZM257 221V223H255ZM260 221V222H259ZM13 225H11L10 223ZM21 222V223H20ZM32 222V223H31ZM36 222V223H35ZM41 222V223H40ZM50 222V223H51ZM57 222V221H56ZM244 222V223H243ZM263 222V223H262ZM28 223V224H29ZM40 223V224H39ZM54 223V222H53ZM250 223V224H249ZM9 224V225H8ZM27 224V225H28ZM35 224H39V226H41V227H38L37 225H35ZM214 224V227L217 229V225H215ZM221 224V223H220ZM220 224H219V226H220ZM235 224H236V226H235ZM252 224V225H251ZM256 224H259V225H256ZM7 225V227H5ZM51 225H52V223H51ZM51 225H49V227L51 226ZM59 226L61 225V224H58ZM11 226V227H10ZM23 227L22 228V230H20L21 229V227ZM44 226V228H42ZM246 227V228H244V229H246V231L248 232V235H247V233H242V232H244L243 230V228L242 227ZM249 226V227H248ZM20 228V229H18V228ZM30 227V226H29ZM47 227V226H46ZM48 227V229L46 230V232H47V237H46V239H45V237L43 238L42 236H41V234L40 233H42V232H39L38 233V235L40 234V236L42 237H36V238H34L35 239V241L33 240V243H31L30 245H28L27 244V247L29 246H33V247H35L36 245L37 246H40V245H38V243L39 242H41L40 240H44L45 242L43 243V245L42 246H40V248L42 249V250H39L40 248H36L37 249V251L39 250L40 251V253H39V251H38V254H40V256H41V258L39 257V255L37 254V252H36V257L35 258H40V260H39V262L41 263L42 261H44V262H42L41 264H64L63 262H65V258H66V251H65V249H64V247L62 246V232L60 231V232H58V233H55V235H54V238H55V243H54V245H55V247H54V249L53 250H49L48 249V247H47V242L48 241H46V240H48L49 239V237H50V233L51 232H48V231H50V228ZM239 227H241L240 229H239ZM251 227V228H250ZM255 227H256V230L257 229H260V230H258V231H256L255 230ZM259 227V228H258ZM4 228H5V230H4ZM7 228V229H6ZM39 228H42V229H39ZM250 228V229H249ZM14 229V228H13ZM12 229V230H13ZM191 229V228H190ZM243 229V230H242ZM263 229V230H262ZM4 230V231H3ZM11 230V229H10ZM192 230V229H191ZM207 230V231H208ZM211 230H213V227L209 230V231H211ZM239 230L240 231H242V232H240L239 233ZM14 231V230H13ZM25 231V230H24ZM245 231V232H246ZM255 231V232H254ZM33 232H31V234L33 233ZM196 232V233H195ZM233 232V233H232ZM262 232V233H261ZM15 233V232H14ZM44 233V232H43ZM194 233L197 235L198 233H197V231H194ZM238 233V234H237ZM261 233V235L259 236V234ZM18 234V233H17ZM23 233H21V235H22ZM24 234H26V233H24ZM23 234V235H24ZM231 234V235H230ZM238 236H237V235ZM242 234H243V236H242ZM4 235V234H3ZM3 235H1L0 234V236H3ZM19 235H20V233H19ZM20 235V236H21ZM18 236V238H21V239H19V241H17L18 243H23L24 244V242L26 243L27 241V239H29V235H28V233L26 234L27 236ZM37 235V234H36ZM43 236L45 235V234H42ZM253 235V236H252ZM46 236V235H45ZM237 236V237H236ZM240 236V238H238ZM34 237H35V235H34ZM231 237V238H230ZM235 237V238H234ZM253 237V238H252ZM252 238V239H251ZM262 238V239H261ZM32 239H33V234H32ZM232 239V240H231ZM240 239V240H239ZM243 239V240H242ZM18 240V239H17ZM88 241L89 240H86L85 241V244H84V254H85V258H86V260H87V263L88 264H102L103 262H101L100 261V259L98 258V255L96 254V252H95V247L93 246V248H92V244L89 242L88 243ZM235 241V242H234ZM256 241H257V245L260 243V245H258L259 246V249H261L260 251L262 252L263 251V253H260V251H258L259 252V256H261V259L260 260H262V261H259L258 259H256V260H254L253 261V259H255L254 257L256 256L255 254H254V256H253V254L252 255H250V252L252 251V250H248V249H253V248H255L253 245H256ZM29 242H32V240H29ZM28 242V243H29ZM87 242V243H86ZM231 242H233L232 244H231ZM237 242V243H236ZM249 242V243H248ZM251 242V243H250ZM42 243V242H41ZM41 243H39V244H41ZM46 243V244H45ZM241 243V244H240ZM246 243H247V247H249V248H247L246 250H245V248L244 249H242V245L243 246H245L246 245ZM255 243V244H254ZM33 244H36V245H33ZM252 244V245H251ZM22 245V244H21ZM88 245V246H87ZM241 245V246H240ZM263 247H262V246ZM239 246H240V248H239ZM261 246V247H260ZM28 247V250L31 248H29ZM23 248H24V246H23ZM26 248V247H25ZM90 250H89V249ZM92 248V249H91ZM27 249V248H26ZM242 249V250H241ZM28 250H26V252L28 251ZM88 250V251H87ZM21 251H22V248H21ZM63 251V252H62ZM90 251V252H89ZM23 252H25V249H24V251ZM26 252L25 253H21V255H25L26 254ZM20 253V252H19ZM28 253V252H27ZM87 253V254H86ZM237 254V255H236ZM38 255V256H37ZM88 256V257H87ZM246 256V257H245ZM25 257V259H27L26 257H28L29 258V260L31 261L32 259H30V256H27V255H25L24 256ZM33 258V257H32ZM251 258V259H250ZM42 259V260H41ZM246 259V260H245ZM248 259V260H247ZM38 260H32L31 262H33V261H36V263L38 262ZM229 260V261H228ZM251 260V261H250ZM29 261V262H30ZM234 261V262H233ZM243 261V262H242ZM25 262H28L27 260L25 261ZM28 262V263H29ZM46 262V263H45ZM215 262V261H214ZM215 262V264H217ZM220 262V263H219ZM252 262V263H251ZM257 262V263H256ZM259 262V263H258ZM27 263V264H28ZM35 263V262H34ZM34 263H32V264H34ZM29 264H31V263H29ZM37 264H39V263H37ZM103 264H108V263H103ZM110 264V263H109Z\"/></svg>",
  "mask_w": 264,
  "mask_h": 264
}]
</instances>
